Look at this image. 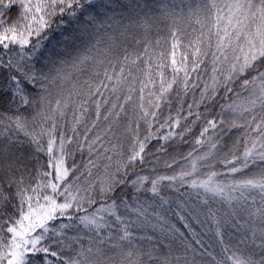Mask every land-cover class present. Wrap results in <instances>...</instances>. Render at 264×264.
<instances>
[{"label": "snow or ice", "instance_id": "6c2138e0", "mask_svg": "<svg viewBox=\"0 0 264 264\" xmlns=\"http://www.w3.org/2000/svg\"><path fill=\"white\" fill-rule=\"evenodd\" d=\"M71 21L82 49H46ZM217 105L195 140L207 151H189L173 175L144 174L153 139H183L198 109ZM234 128L242 137L219 155L220 133ZM213 160L227 172L196 178ZM164 181L227 203L205 213L222 258L155 210L170 203ZM241 212L251 236L229 247L223 226ZM0 264H264V0H197L187 11L167 0H0Z\"/></svg>", "mask_w": 264, "mask_h": 264}, {"label": "trees", "instance_id": "16d2710c", "mask_svg": "<svg viewBox=\"0 0 264 264\" xmlns=\"http://www.w3.org/2000/svg\"><path fill=\"white\" fill-rule=\"evenodd\" d=\"M168 3H175L176 5L183 4L185 5V11H187V5L192 4L195 5L197 0H167ZM65 20L68 21L67 15L65 16ZM195 26V25H193ZM75 30V21H71L66 23L65 26L61 28L60 31H52L50 33L49 40L45 42L46 49H52L56 53H59L61 56H66L64 49L67 47L68 51L72 53V55H76L78 50H81L83 45L79 43V41H74L73 34ZM166 34V33H165ZM67 37V39H65ZM70 59V57H67ZM196 96H199V90H196ZM184 107L185 111L182 113V117L187 115V105L193 103L192 94L189 93L187 97L184 98ZM223 103V101H221ZM178 104L173 98V104L171 106V115L173 117L176 116V108ZM163 116H167L169 113L167 110L162 109ZM193 111H197V109H193ZM198 111L204 113V116L201 120L197 121L196 125L193 127L191 133H188L184 136L183 139L179 137L165 142L162 138L161 139H153L148 146V149L151 150L153 153L152 156H149L148 159L152 161V163L145 165L144 174H148L150 176L155 175H173L178 173L181 167L189 165V161L185 160L184 157L187 156L189 151L193 152V156L202 154L203 152L208 150V145L205 144L203 147L196 145L195 140L199 138L200 132L202 131L203 127L206 126V119H212L216 117V114L220 111L219 105L215 108H212L211 111L206 112L205 108L201 106ZM195 119V116L188 117V120L191 121ZM185 121L182 119L181 127L185 125ZM156 131L158 136L162 137L167 133V129H159L158 126L154 124L152 129ZM181 129H175V131L179 132ZM144 125L141 124V135H144ZM222 136L221 143L217 146V152L219 155L222 156L223 152H227L233 145V142L237 139L242 137V130L241 129H231L224 133H220ZM207 136H213V139H216V136L213 134L212 130H209V133L206 134L205 139ZM161 145L166 148V151H157ZM242 146V145H241ZM156 157L159 159L157 160ZM83 159L86 161L88 159L87 154L83 156ZM173 160L176 162L173 163ZM81 161L80 154H77L76 162L79 164ZM206 163V162H201ZM167 164H171V167H167ZM214 167L209 169L207 167H200L199 172L196 174V178H204V173L208 171H217V172H227V168L223 163H220L218 160H213ZM155 169V172H152V169ZM194 177H187L186 180L190 181ZM231 176H221L218 179H231ZM168 181H164L161 185V195L165 198L169 199L170 203L164 205L163 208H156V211L162 212V214L166 217L168 221V226L175 225L176 228L180 229L181 232L184 233V236L187 237L189 241L195 245V247L199 248V245L195 244V240L193 239L192 232L186 228L184 225L187 222L191 225L192 229H195L197 233H199L198 239H201L203 244L208 251L213 252V254L219 259L224 256L222 252V245L219 238L215 235V223L205 216V213L208 207L212 209H220V213L227 212L228 205L226 202L221 201L217 198L210 199L209 205H204L202 203L203 200V192L200 190V195H197V190L192 189L188 183H185L182 187L179 185H175L172 187L168 186ZM176 187H179V191H176ZM238 194V193H237ZM147 199H154L151 194H147L145 197ZM156 202L159 203L158 198H155ZM248 203H251L249 201ZM195 206V208H194ZM259 206V201L257 200V204L255 207ZM237 210L239 211V206L237 205ZM180 215L186 217V221H182L180 219ZM243 216V219L239 217H235V226L232 222L223 226V234H224V241L225 245L229 247L236 245L239 242V238L244 237L245 234L251 236V232L249 231V227L247 225L248 218L244 213H240ZM255 220V217H253ZM199 221V222H197ZM258 224V222H257ZM256 224H253L252 227H255ZM157 237H159L160 244L159 247L162 250H166L167 244L170 242L169 239H165L163 236L160 235L159 232L154 233ZM174 247H179V241H171ZM259 243V240L256 242ZM243 247V246H241ZM210 259V258H208Z\"/></svg>", "mask_w": 264, "mask_h": 264}, {"label": "rangeland", "instance_id": "374dc122", "mask_svg": "<svg viewBox=\"0 0 264 264\" xmlns=\"http://www.w3.org/2000/svg\"><path fill=\"white\" fill-rule=\"evenodd\" d=\"M217 199H219V198H217ZM220 200V199H219Z\"/></svg>", "mask_w": 264, "mask_h": 264}]
</instances>
